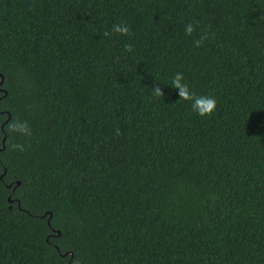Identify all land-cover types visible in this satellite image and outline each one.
I'll use <instances>...</instances> for the list:
<instances>
[{
  "label": "trees",
  "instance_id": "trees-1",
  "mask_svg": "<svg viewBox=\"0 0 264 264\" xmlns=\"http://www.w3.org/2000/svg\"><path fill=\"white\" fill-rule=\"evenodd\" d=\"M0 75V264H264V0H0Z\"/></svg>",
  "mask_w": 264,
  "mask_h": 264
},
{
  "label": "water",
  "instance_id": "water-1",
  "mask_svg": "<svg viewBox=\"0 0 264 264\" xmlns=\"http://www.w3.org/2000/svg\"><path fill=\"white\" fill-rule=\"evenodd\" d=\"M2 80H3L2 75H0V84L2 83ZM4 138H5V137H4ZM4 138L2 139V143L4 142ZM2 147H3V145H2ZM2 147H1V148H2ZM1 148H0V149H1ZM49 217H50V216H49ZM49 217H48V219H49ZM58 233H59V232L57 231V234H58Z\"/></svg>",
  "mask_w": 264,
  "mask_h": 264
}]
</instances>
